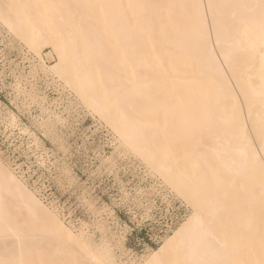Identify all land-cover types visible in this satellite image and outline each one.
<instances>
[{
    "label": "bare ground",
    "instance_id": "bare-ground-1",
    "mask_svg": "<svg viewBox=\"0 0 264 264\" xmlns=\"http://www.w3.org/2000/svg\"><path fill=\"white\" fill-rule=\"evenodd\" d=\"M93 1L101 6L98 21L119 62L133 58L140 44L136 32L144 31V56L136 55L132 65L133 70L144 65V80L106 74L100 67L107 62L101 34L78 21L70 28L64 0H0L8 42L25 45L37 58L27 74L14 77L11 102L34 105L39 113L33 124L63 148L55 126L65 125L69 107L51 108L34 83L50 77L191 206L189 217L140 264H264V0H169L159 40L147 3L143 14L133 5L138 0ZM46 46L57 56L54 64L41 56ZM0 119L19 136H32L28 145L39 146L12 110L3 118L0 112ZM3 159L0 155V241L13 251L0 254L2 264H20L17 250L33 247V239L39 241L34 247L43 242L41 248L69 253L77 264H117L113 247L120 248V239L106 240L105 226L99 227V242L83 227L75 233L57 207ZM10 209L25 212L24 219ZM11 256L16 261H8Z\"/></svg>",
    "mask_w": 264,
    "mask_h": 264
},
{
    "label": "rangeland",
    "instance_id": "rangeland-1",
    "mask_svg": "<svg viewBox=\"0 0 264 264\" xmlns=\"http://www.w3.org/2000/svg\"><path fill=\"white\" fill-rule=\"evenodd\" d=\"M64 1V11H67L66 19L71 24L70 28H76V21H78V24L84 29H94L101 34L100 40L105 46L104 50L107 51V62L105 60L100 62V67L106 68L103 70L106 74L109 73L108 75L118 77L121 80H125L129 76L139 75L144 80V65H139L135 70L132 66L134 65L133 60L136 63V60L133 59L136 55L141 56L140 53H142L144 56V36L143 39L140 36V34H144V31L136 32L137 35L140 33L138 35L140 46L138 45L137 53L132 59H129L128 63H121L116 59L117 54L113 50V44L110 45L107 42V36H105L103 27L98 21L101 10L99 2L83 0L85 6L87 5L84 7L83 1L77 3L81 0ZM144 2L149 7L147 17L150 18L152 34L159 40L164 29L163 23L166 22L165 7L167 8L169 5L164 2H170L169 0H138L137 3H133L138 9H142L143 12L141 13L143 14ZM163 3L165 6L162 5ZM67 5L68 7H66ZM68 13L74 15L70 14L69 16ZM90 13L92 14L90 15ZM142 15L141 20L144 23V16L142 17ZM182 16H178L181 17L180 22ZM128 18L133 19L132 15H128ZM182 21L185 22V19ZM181 24L184 25L185 23L181 22ZM89 26L90 28H88ZM0 34L1 117L3 118V114L8 109L12 110L18 116L19 124L27 126L39 140V146L28 145L27 143L32 140V136L27 134L19 136L18 129L7 127L0 119V155L2 159L11 162L16 171L23 174L30 188L37 191L46 203L57 207L64 223L75 233L83 227L88 234L93 235L94 241L99 242L102 239L99 227L105 226L106 240H111L112 243L118 239L121 241L120 248L113 247L116 263H142L143 258H146L150 251L157 249L163 239L172 235L173 231L189 217L192 211L191 206L170 187L162 184L157 175L150 174L138 156L126 151L119 145L117 136L105 125L103 119L89 113L84 106L77 105L73 96L67 90H63L60 84L53 83L49 79L50 77L41 76L34 83L47 95L50 107L57 111L62 110L64 106L69 107L68 112L64 115L66 117L65 125L56 124L55 126V132H62L61 137L65 149H60L58 141H53L50 135L44 134L43 129L41 130L33 124L32 117L39 113L34 105H31L33 107L21 105L20 100L15 103L11 102L14 77L27 74L30 65L37 63L36 56L29 53L25 45L22 46L16 41L9 43L10 35L1 25ZM158 46H161L160 42ZM50 47H44L41 53L48 65L54 64L57 60L56 54ZM110 61L113 62L109 64ZM140 61H144L143 57L142 60L140 58ZM136 98L135 103L139 102L138 104L142 105L141 100ZM132 113L139 115V112L138 114ZM141 118L144 119V117ZM61 169L64 171L66 169V171L63 172ZM12 211L21 220L26 215L24 211L21 213V211L16 212L10 209L11 213ZM27 224L29 223L27 222ZM33 240L30 243L33 242L34 247V244L39 241ZM38 240L40 239L38 238ZM42 241L45 242L44 239ZM8 243V241H0L1 255L13 251L11 246H7ZM39 245L34 248L30 247L28 250H24V248L17 250L21 259L20 264H40V262L41 264H77L69 253H64L66 255L64 256V254L57 253L55 249L47 250V247L43 249ZM51 247L49 246V248ZM37 248L39 252L34 250ZM40 249L43 251L41 256L40 252L42 251ZM45 250L48 252H44ZM3 259L0 257V264H2ZM10 259L16 261L15 257H8L7 260Z\"/></svg>",
    "mask_w": 264,
    "mask_h": 264
}]
</instances>
